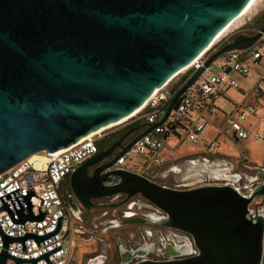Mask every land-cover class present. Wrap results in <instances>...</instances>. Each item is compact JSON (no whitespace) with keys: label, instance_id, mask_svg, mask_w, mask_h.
Masks as SVG:
<instances>
[{"label":"water","instance_id":"1","mask_svg":"<svg viewBox=\"0 0 264 264\" xmlns=\"http://www.w3.org/2000/svg\"><path fill=\"white\" fill-rule=\"evenodd\" d=\"M249 1L0 0V174L35 153L54 156L129 116L207 50ZM263 33L264 24L254 34L234 35L176 91L159 122L141 123L142 131L127 144L118 139L71 173L70 186L79 198L82 190H88L86 198L140 194L165 212L163 226L191 234L198 251L181 259L135 264H263L264 214L249 205L264 194V187L249 196L231 183L177 189L127 168L107 169L162 124L186 89L223 53L248 50ZM116 148L111 160L87 176L89 166ZM115 177L116 184H105ZM43 215H33L29 206L15 220ZM1 234L5 247L17 240ZM7 259L36 264V259L3 250L0 264Z\"/></svg>","mask_w":264,"mask_h":264},{"label":"built area","instance_id":"2","mask_svg":"<svg viewBox=\"0 0 264 264\" xmlns=\"http://www.w3.org/2000/svg\"><path fill=\"white\" fill-rule=\"evenodd\" d=\"M234 28L229 37L236 34H254L260 30V27H250V21H244ZM246 52L248 54L243 59ZM203 53L186 66V69L183 68L181 73H177L162 87L155 89L140 111L131 118L134 117L141 123L159 122L176 91L203 64L206 59ZM214 64L217 69L213 72L211 67ZM212 65L186 89L177 109H172L162 124L134 142L129 150L107 169L117 167L129 169L128 161H135L138 158L143 163L161 164L162 151L170 137L178 141L183 138L192 142L202 141L208 125L205 115L217 114L225 101L230 103L225 119L232 137L239 142L247 139L250 136L247 126L250 124L249 120L256 114L257 108L246 101L250 96L235 101L228 95V90L242 88L238 76L248 77L251 74V67L256 66L259 70L255 81L251 82V92L259 101L264 100V33L248 50H229ZM188 70L191 72L181 84L171 85L175 77ZM106 130L82 137L54 156L43 152L49 157L44 163L28 157L0 174V206H7V209L0 211V230L10 237L17 238L5 247L0 232V260L1 253L6 250L13 257L36 259V264H67L74 244V224L70 209L62 198L63 184L79 164L99 150L97 140ZM254 137L258 139V136ZM215 150L214 143L207 147V152ZM133 156L137 158L133 159ZM29 206L33 215L44 213L43 217L26 220L23 223L17 222L15 219L18 212L27 213ZM26 235L30 236L24 240L19 239ZM7 264L15 263L7 259Z\"/></svg>","mask_w":264,"mask_h":264},{"label":"rangeland","instance_id":"3","mask_svg":"<svg viewBox=\"0 0 264 264\" xmlns=\"http://www.w3.org/2000/svg\"><path fill=\"white\" fill-rule=\"evenodd\" d=\"M244 21H250V27L252 28H258L260 26V23L264 21V0H257L246 15L240 17L238 20L236 19V21L231 24L235 25H233L230 30H228V28L226 33L223 32L224 34L222 33L221 36L213 42L209 49L204 53L203 57L207 58L223 44L231 40L232 37L229 36L230 33L234 31V27H237ZM216 69L217 66L215 64L212 65L211 71L214 72ZM258 70L259 69L256 66H252L251 74L248 77L238 76V78L240 81L250 82L255 78ZM190 72L191 70H188L184 74L175 77L172 80L171 85H176L182 77L185 75L188 76ZM229 93L238 101L239 98L237 97L235 90H232ZM248 96H250V99L247 98L246 101L256 106V115L258 116L255 120H252V122L250 121V124L247 126L250 134L247 139L239 142L233 138L228 123H226V119H223L221 124L218 125L217 123H211L209 117L208 124H212L211 126L214 129L207 125V128L203 133L204 139L202 141L192 142L190 139L186 138L179 139L178 141L177 139L170 137L162 151V165L143 163L142 160L138 158L135 161H128L127 167L131 171L147 176L161 185L172 188H178L176 185L182 186V188H191L200 185L201 183L206 182L203 181L205 176H207L206 172H209L210 174L212 173V175L215 174V177H218L222 173H239L241 176V185H245L243 192L248 195L253 187L254 182L252 179L261 176L260 170H263L264 172V103L256 99V97L253 96V92ZM229 107L230 106L227 105L225 108L227 109ZM136 122L137 120L133 117L119 125L110 127L103 133L102 136L104 138L102 140L105 142V140L117 134L119 131H122L126 126ZM254 136H258V139ZM211 143L216 145V150L214 152H207V147ZM37 154L45 156L43 152L35 153V155ZM203 155H208L210 160H212V171H207V168L200 164V159ZM134 158H137V156H133V159ZM188 159H196V165H187L186 161ZM226 178L223 177V179ZM263 199L264 194L255 197L249 208L253 210L255 208V201L263 202ZM137 203V201L134 204L133 202L129 203L128 206L132 205V209H129V211L134 212L137 215H145L148 211L145 208L140 207ZM258 209L260 213L264 214V205ZM122 210H126L125 206L117 209L116 212L110 211L106 218H99L97 220L99 226L102 227L108 224V221L112 218L120 219ZM150 218L152 219L154 217L151 215ZM130 222L135 221L131 220ZM115 223L117 222L115 221L114 224ZM153 228L152 225L148 226L141 223L118 225L114 228H109L106 232H99L95 236L96 239L94 238L87 243H84L75 236L74 243L75 246H78V249L75 251V256H82V252H84L82 261L86 262L87 259L96 258L97 254H99L101 256L93 261L95 264H102L103 261H105L103 264H118V253L120 248L125 247L134 249L145 243L151 245L150 242H153L154 250L157 251V243L162 247L163 244L172 239L173 233L180 234L170 229L162 228L160 229L159 234L160 239L155 238L154 240L153 237H158V234L148 232L149 229L150 231H153ZM144 230L147 231L145 232V235L143 234Z\"/></svg>","mask_w":264,"mask_h":264},{"label":"flooded vegetation","instance_id":"4","mask_svg":"<svg viewBox=\"0 0 264 264\" xmlns=\"http://www.w3.org/2000/svg\"><path fill=\"white\" fill-rule=\"evenodd\" d=\"M264 21L260 23V26H263ZM141 123H132L128 126H126L122 131H119L116 135L115 138L111 140V143L105 147H100L99 150L90 158H96L97 155L106 147L110 146L112 143L117 141L118 139L122 138L121 144L125 145L127 144L134 136H136L138 133L142 131L143 128H140L139 126ZM100 146H102V143H100ZM119 151V148H116L111 155L108 157L96 162L94 165L89 166L86 170L87 176L93 175L95 172V169L111 160L115 154ZM246 160V159H245ZM163 162L161 163V165ZM187 165L190 166H195L196 165V159H188L186 161ZM200 164L202 166H205L207 171H212L211 169L213 168V162L210 160V157L208 155H203L201 156L200 159ZM118 168V167H117ZM115 169V168H114ZM261 171V176L260 177H255L253 180V187L251 188V192L249 193H257L262 190L264 187V172L263 170ZM100 172L99 174H102ZM207 176H205V179L203 181H206L201 184H233L234 187L238 188L239 191L243 194L246 195L245 192H243V189L245 185H241V176L239 173H222L218 177H215V174L212 175L209 172H206ZM71 175V174H70ZM70 175L68 176L67 180H65L63 184V189H62V198L63 200L67 203L73 224H74V233H73V242H74V237H78L81 241L84 243L90 242L92 239L95 238V236L99 232H106L109 228H114L115 226L118 225H124V224H131V223H141L145 225H152L153 231L150 229L148 232H154L155 234H158V237H153L160 239V229H170L174 232H178L180 234L173 233L172 239L168 240L165 244L160 247V244L157 243L156 249L157 251L154 250L153 242H150L151 245H148L147 243L137 246L134 249L132 248H120L118 257H119V263L118 264H135L140 261H170V260H175V259H181L185 258L188 256L195 255L198 251L197 248L194 244L193 237L191 234L179 230L175 227H170V226H163L162 223L166 217L165 212L157 207L155 204L141 196L140 194H135L131 197H128L126 193L120 192V193H114L111 195H106L103 197H90L86 198V193H88V190H82L81 192V197L79 198L72 190L70 186ZM98 174L96 173V176ZM213 176V177H212ZM147 177V176H146ZM223 177H227L226 179H223ZM214 178V179H211ZM217 178V179H215ZM221 178V180H220ZM150 179V178H149ZM67 181L69 183H67ZM119 181L118 177H115L113 179H110V181L105 182L107 186H112L116 184ZM159 184V183H158ZM200 184V185H201ZM161 185V184H160ZM164 186V185H162ZM178 186L177 189H187V188H182V186ZM198 186V185H197ZM168 187V186H167ZM190 188V187H189ZM82 189V188H81ZM96 193H100L99 191H96ZM246 195V196H249ZM264 200V199H263ZM139 204L140 207L145 208L148 212L145 213V215H137L134 212L129 211V209H132V205L128 206L129 203L133 202ZM251 204V203H250ZM264 205L263 202L255 201L254 206L255 208L253 209L254 213H259V207ZM122 206H125L126 210L121 211V217L120 219L117 218H112L108 221V224L100 227L98 224V219L99 218H106L110 211L116 212L117 209H120ZM250 207V205H249ZM252 210V209H251ZM114 215V214H112ZM153 216L154 218H150V216ZM135 221V222H130V221ZM117 222L114 224V222ZM138 221V222H137ZM146 230H144V235ZM96 239V238H95ZM179 239V240H178ZM158 242V241H157ZM160 242V241H159ZM153 248V249H152ZM78 249V246H75V243L73 244L72 252H71V257L67 264H95L93 261L95 259H98L101 255L97 254L96 258H89L86 260V262H83V256L84 252H82V256H75V251ZM183 250V251H182ZM136 252L137 256L129 257L127 253L129 252ZM105 261H103L104 263ZM102 263V264H103ZM27 264V263H25Z\"/></svg>","mask_w":264,"mask_h":264},{"label":"bare ground","instance_id":"5","mask_svg":"<svg viewBox=\"0 0 264 264\" xmlns=\"http://www.w3.org/2000/svg\"><path fill=\"white\" fill-rule=\"evenodd\" d=\"M256 1L257 0H250L249 1V3L247 4V6L245 7V9L234 19V20H232L229 24H228V26L223 30V31H221L220 33H219V35L215 38V40L214 41H216L220 36H221V34L223 33V32H225V31H227V29L231 26V24L234 22V21H236V19L238 20L240 17H242L243 15H246V13L251 9V7L256 3ZM213 41V42H214ZM213 42L211 43V45L213 44ZM210 45V46H211ZM209 46V47H210ZM209 48H207V50H208ZM207 50H205V52L207 51ZM204 52V53H205ZM203 53V54H204ZM184 69H186V68H184ZM180 73H181V71H180ZM145 104V103H144ZM143 104V105H144ZM142 105V106H143ZM141 106V107H142ZM141 107L140 108H138V109H136L133 113H131L129 116H126V117H124L123 119H121V120H119L118 122H116V123H114V124H112V123H110L109 125H107V126H105V127H102V128H100V129H98V130H96V131H94V132H92V133H90V134H88V136H91V135H93V134H95V133H98V132H100V131H103V130H105V129H108V128H110V127H113V126H116V125H119V124H121V123H123V122H125V121H127V120H129L134 114H136L137 112H139L140 111V109H141ZM48 156H41V155H39V154H37V155H35V154H33V155H31L30 156V159H32V160H36L37 162H39V163H44V162H46V161H48ZM183 251V250H182ZM127 255L131 258V257H133V256H137L136 255V252H134V251H132V252H129V253H127Z\"/></svg>","mask_w":264,"mask_h":264},{"label":"crops","instance_id":"6","mask_svg":"<svg viewBox=\"0 0 264 264\" xmlns=\"http://www.w3.org/2000/svg\"><path fill=\"white\" fill-rule=\"evenodd\" d=\"M255 78H256V76H255ZM255 78L252 80V81H250V82H248V81H246V82H244V81H241L242 82V88H240V89H229L228 90V95L233 99V100H235V98L232 96V95H230V91H232V90H235V93L237 94V97L239 98L238 99V101H241L242 99H244L245 97H247L248 95H250V93H251V82H254L255 81ZM251 80V79H250ZM235 101H237V100H235ZM263 103H264V100L262 101ZM230 106V103H228V101H225L224 103H223V106H222V109H220V111L217 113V114H208V115H205V118H206V120H207V122L209 123V117H210V121H211V123H217L218 125H220L221 124V121L223 120V119H225V113L229 110V108H225L226 106ZM256 115V114H255ZM253 116L250 120H249V122L251 121L252 122V120H255L256 119V117L258 116V115H256V116ZM212 124H208V126H210V128H212V126H211ZM212 129H214V128H212ZM217 136H219V135H217ZM217 140H218V138H217Z\"/></svg>","mask_w":264,"mask_h":264},{"label":"trees","instance_id":"7","mask_svg":"<svg viewBox=\"0 0 264 264\" xmlns=\"http://www.w3.org/2000/svg\"><path fill=\"white\" fill-rule=\"evenodd\" d=\"M186 78H187V76L185 75L184 77H182V79H181L176 85L181 84ZM136 123H141V122H138V121H137ZM116 135H117V134H115V135H113L112 137L108 138L107 140H105V142L102 140V139L104 138V137L102 136L101 138H99V139L97 140L98 147H99V148H100V147L102 148V147H105V146L109 145V144L111 143V140H112L113 138H115ZM100 143H102V146H100Z\"/></svg>","mask_w":264,"mask_h":264}]
</instances>
